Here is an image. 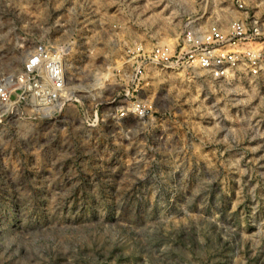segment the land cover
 <instances>
[{
    "label": "rangeland",
    "instance_id": "1",
    "mask_svg": "<svg viewBox=\"0 0 264 264\" xmlns=\"http://www.w3.org/2000/svg\"><path fill=\"white\" fill-rule=\"evenodd\" d=\"M206 3L233 14L230 0H0V80L52 42L79 99L50 118L0 111V264H264V76L151 65L135 93L150 114L116 117L127 47L175 39Z\"/></svg>",
    "mask_w": 264,
    "mask_h": 264
},
{
    "label": "built area",
    "instance_id": "2",
    "mask_svg": "<svg viewBox=\"0 0 264 264\" xmlns=\"http://www.w3.org/2000/svg\"><path fill=\"white\" fill-rule=\"evenodd\" d=\"M230 1L234 4L230 18L220 14L222 7L206 3L201 13L186 19L175 39L135 40L127 47L125 63L110 71L116 75L128 69L123 93L127 103L117 108V118L132 115L142 119L150 114L152 106L135 93L151 65L181 72L200 70L216 81L241 74L264 76L263 0ZM67 52L66 47L52 42L40 43L28 54L20 71L4 75L0 80L2 116L23 115L26 111L50 118L60 114L70 101H79L69 85ZM90 116L89 123L98 124V107Z\"/></svg>",
    "mask_w": 264,
    "mask_h": 264
}]
</instances>
